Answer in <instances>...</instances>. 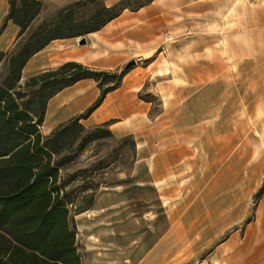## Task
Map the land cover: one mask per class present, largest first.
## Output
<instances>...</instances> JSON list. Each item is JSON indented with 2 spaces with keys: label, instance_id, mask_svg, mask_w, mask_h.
<instances>
[{
  "label": "crops",
  "instance_id": "crops-1",
  "mask_svg": "<svg viewBox=\"0 0 264 264\" xmlns=\"http://www.w3.org/2000/svg\"><path fill=\"white\" fill-rule=\"evenodd\" d=\"M105 1L111 7L120 0ZM202 1L206 5L212 0ZM0 2L1 13L4 0ZM173 4L174 0H155L137 12L125 11L100 31L87 35V44L82 46L80 38L55 40L29 61L23 79L26 74L30 79L55 71L68 62L115 72L135 59H149L161 45L159 30L174 22ZM19 33L20 27L9 22L0 38L1 50L7 52ZM167 35L164 43L169 46L174 42H167ZM154 65L156 62L128 72L121 86L107 94L102 104L81 121L86 129L111 122L113 136H134L137 142L134 193L126 194L125 186L118 185L116 192L97 198L99 206L93 212L103 215L114 210L119 224L112 238L117 239L119 251L123 252V263L127 262L126 251L131 254L132 248L133 264H183L180 260L189 255V240L196 239L204 240L205 246L215 244L202 264H264V196L255 210L252 208V198L264 184V145L261 152L233 149L232 139L224 143L220 133L214 132L208 140L213 142V151L206 153L201 128L209 117L188 111L182 119L197 129L183 133L177 149H168L165 138L159 136V119L151 117L153 104L141 99L147 82L160 77L153 71ZM158 88L153 85L147 92L157 96ZM206 89L213 93L189 95L182 99V106L177 101L180 95L173 94L174 98L167 97V101L173 105L171 109L183 112L190 108L184 105L187 101L190 106L206 102L213 109V127L222 123L236 126V93L226 99L220 88H201ZM100 96L94 80L80 81L57 94L48 104L43 135H51L62 124L85 113ZM223 104L234 110L226 122L221 117ZM261 123L264 132V108ZM191 169H198L197 183H191ZM191 190L197 191L195 207L190 202ZM130 202L132 209L127 208ZM89 212L91 209L80 217Z\"/></svg>",
  "mask_w": 264,
  "mask_h": 264
},
{
  "label": "rangeland",
  "instance_id": "rangeland-1",
  "mask_svg": "<svg viewBox=\"0 0 264 264\" xmlns=\"http://www.w3.org/2000/svg\"><path fill=\"white\" fill-rule=\"evenodd\" d=\"M42 1L44 4L42 12L32 24L31 31L44 22L52 21L62 9L81 0ZM121 1L123 0L118 3ZM203 2L202 0H174V22L159 30L162 40L161 48L159 47L147 60L135 59L137 64L129 69V72L138 66L147 67L156 62L153 71L160 77L147 82L141 99L153 104L151 117L159 119V136L165 138L167 141L165 146H170L168 149H177L183 133L188 131L190 133L197 129V126L186 125L187 121H183L182 118L189 112L192 114L198 111L203 114V117L204 115L212 117L210 120L209 118L204 120L201 128L206 140L204 146L206 153L213 151V142L209 143L208 140L209 136L213 137L214 132L220 133L218 135L224 143L232 139L233 149L261 152L264 145L261 123L264 108V0H212L206 5H203ZM99 3L106 6L105 0ZM95 6L90 4L81 9L80 14L85 15L94 11ZM9 8V0H4L0 13V27L9 13ZM136 8L137 4L133 2L130 9L125 11L141 10ZM169 33L172 36L167 35ZM166 35V41L168 37H172L173 44L168 46L164 43ZM27 38V35L20 38L17 35L7 52L12 51ZM123 69L125 70V67ZM2 73H5L3 68L0 69V74ZM28 80L27 74L24 75L22 84ZM153 85L159 87L155 91L157 96L147 92L150 87L153 88ZM204 87L220 88L223 98L226 97V99L231 97L230 93H236L234 96L237 98L234 108L237 111L236 126L229 127L222 123L220 127H213L214 121L211 115L213 109L208 107L206 102L203 105L190 106L192 104L187 101L184 105L190 108L184 112L171 109L173 105H170L167 97L171 100L174 98L173 94L180 95L177 101L178 105L182 106V99L189 95L191 97L204 92L210 95L213 90L202 91L201 88ZM233 111L227 105H221L222 122H226L230 115H233ZM126 138L130 140L125 141V138L113 136L89 143L70 167L63 172L66 175L78 170H88L87 173L81 174V177L86 176L87 179L78 181L74 186L90 187L92 191L88 194H93L95 198L91 212L81 217L80 214L75 215L78 249L83 264L134 263L131 255L132 248L131 254L128 250L126 251L127 255L124 259L127 262L123 263V252L119 251L117 239L112 238L113 234L116 236L119 224L116 217L114 218V212H112L114 210L109 209L103 215L93 212L99 206L96 204L97 198L101 194L116 192L118 185L125 186L122 188L126 190V194L134 193L132 174L137 157V142L134 136ZM197 170H190L191 183L198 181ZM190 194L191 205L195 207L197 191L191 190ZM256 194L252 198L253 210L257 202ZM90 200L80 199L77 205L85 207ZM130 203L127 208L132 209L133 202ZM199 244L203 247L201 248ZM214 245L205 246L204 240L190 239L189 255H184V259L180 261L183 264H202L206 254Z\"/></svg>",
  "mask_w": 264,
  "mask_h": 264
},
{
  "label": "trees",
  "instance_id": "trees-1",
  "mask_svg": "<svg viewBox=\"0 0 264 264\" xmlns=\"http://www.w3.org/2000/svg\"><path fill=\"white\" fill-rule=\"evenodd\" d=\"M100 1L75 2L52 21L31 31L42 12L43 1L9 0L0 38L9 22L20 27L18 38H28L10 52L0 49V69L5 70L0 74V264H83L75 215L90 210L95 198L88 194L90 187L74 186L87 179L81 174L88 170L66 175L63 172L89 143L113 137L111 122L87 130L81 121L102 104L107 94L121 86L129 70L97 71L68 62L25 84L22 80L29 61L51 42L86 37L118 18L133 2L139 10L155 0H123L111 7ZM90 4L96 5L94 11L80 14ZM83 80L98 84V101L51 135H43L50 100ZM263 196L264 184L256 194V205ZM80 199L91 200L81 207L77 205ZM251 221L249 218L247 223Z\"/></svg>",
  "mask_w": 264,
  "mask_h": 264
},
{
  "label": "water",
  "instance_id": "water-1",
  "mask_svg": "<svg viewBox=\"0 0 264 264\" xmlns=\"http://www.w3.org/2000/svg\"><path fill=\"white\" fill-rule=\"evenodd\" d=\"M79 45H85V44H87V39H86V37H83V38H80V40H79ZM136 61H131V62H129L126 66H125V70H129V69H131V68H133V67H135L136 66Z\"/></svg>",
  "mask_w": 264,
  "mask_h": 264
},
{
  "label": "built area",
  "instance_id": "built-area-1",
  "mask_svg": "<svg viewBox=\"0 0 264 264\" xmlns=\"http://www.w3.org/2000/svg\"><path fill=\"white\" fill-rule=\"evenodd\" d=\"M172 39H173L172 37H168V38H167V41L171 42Z\"/></svg>",
  "mask_w": 264,
  "mask_h": 264
}]
</instances>
